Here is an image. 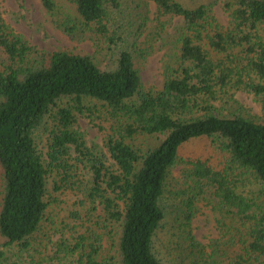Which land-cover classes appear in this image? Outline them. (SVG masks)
I'll use <instances>...</instances> for the list:
<instances>
[{
    "label": "trees",
    "instance_id": "obj_1",
    "mask_svg": "<svg viewBox=\"0 0 264 264\" xmlns=\"http://www.w3.org/2000/svg\"><path fill=\"white\" fill-rule=\"evenodd\" d=\"M71 1L76 17L59 18L57 26L107 44L110 67L87 54L36 51L0 8V264H22L7 251L33 245L52 201L49 176L54 191L83 192L91 205L87 214L100 228H89L74 243L58 241L56 264L68 258L67 264H264V199L247 194L257 185L264 195V119L224 114L217 105L244 90L264 110V0H226L227 24L211 4L149 0L157 21L179 19L176 60L159 88L143 83L130 44L146 24L142 13L126 23L118 18L124 0ZM131 1L138 8L146 0ZM41 3L54 15L55 0ZM97 107L109 121L106 153L89 147L74 127L79 115ZM39 130L46 135L45 153ZM138 136L162 138L142 149ZM195 139H207L209 153L182 155ZM179 162L187 165L183 182L169 191V173ZM166 192L174 202L166 201ZM201 201L220 214L227 236L209 250L191 231ZM169 220L173 247L165 262L156 243ZM104 237L109 248L101 244Z\"/></svg>",
    "mask_w": 264,
    "mask_h": 264
},
{
    "label": "rangeland",
    "instance_id": "obj_2",
    "mask_svg": "<svg viewBox=\"0 0 264 264\" xmlns=\"http://www.w3.org/2000/svg\"><path fill=\"white\" fill-rule=\"evenodd\" d=\"M57 10L54 15H50L43 7L41 0H0V8L5 20L20 33L39 52H53L56 50H67L74 53L87 54L93 57L102 68L112 65L111 52L107 44L95 40L90 33L68 35L56 22L59 18L76 17L75 8L71 0H55ZM138 2V1H136ZM186 6H196L199 4H211L212 13L222 24L229 21V12L226 9V0H182ZM119 20L126 23L131 18L137 19L135 14L146 21L141 32L135 36L131 35L130 44L133 45V56L137 68L141 74L143 83L147 87L159 88L165 77L166 69L175 62L176 57V24L177 17L166 16L156 20V8L149 1H143L138 8L135 2L124 0L121 8ZM162 22L164 28L161 30L158 23ZM137 26L130 25V29ZM134 43V44H133ZM37 54L34 53V57ZM4 54L0 50V61L4 59ZM226 99L218 101L220 111L226 114L228 111L250 115L257 120L264 119V110L251 92L238 90L233 95V100L225 102ZM79 130L89 147L98 152L106 153L103 139L109 128V121L106 119L100 107H97L92 115H79L74 126ZM39 148L45 153L46 135L43 131H38ZM162 136H138L137 145L142 149H149L156 145ZM210 151L207 139H195L189 141L181 149L182 155L186 157L206 156ZM75 154L72 153L71 158ZM45 157V156H44ZM46 158V157H45ZM111 162V160H108ZM185 164L179 162L169 173L168 190L174 186H181ZM80 172L85 173L82 166ZM88 176H86L87 179ZM54 176L48 178V196L52 200L47 209V216L42 222L39 230L34 234L32 246L26 251L20 252L16 247H11L7 254L11 260L22 261V264H56L53 256L56 245L60 240L74 243L80 234L86 233L89 228L99 230L95 218L87 214L91 207L83 192H76L70 189L54 191ZM247 190L249 197L264 199V195L257 193V185L250 186ZM170 192H166L167 200L174 202ZM100 205L97 206L96 213H100ZM74 212V213H73ZM95 213V214H96ZM220 214L213 209L212 205L206 201H201L198 205L196 216L191 222V231L195 238L209 250L212 242L225 240L223 227L219 222ZM170 219H173V215ZM172 221L165 224L157 239V253L162 256L163 261L169 258L168 249L173 247L169 240L173 235ZM105 248H109L110 242L104 237L101 243ZM180 258H178L179 260ZM177 260V261H178ZM69 258L60 264H67ZM168 262V261H167Z\"/></svg>",
    "mask_w": 264,
    "mask_h": 264
}]
</instances>
